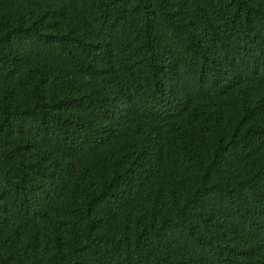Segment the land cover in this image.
<instances>
[{
    "label": "trees",
    "instance_id": "obj_1",
    "mask_svg": "<svg viewBox=\"0 0 264 264\" xmlns=\"http://www.w3.org/2000/svg\"><path fill=\"white\" fill-rule=\"evenodd\" d=\"M0 264H264V0H0Z\"/></svg>",
    "mask_w": 264,
    "mask_h": 264
}]
</instances>
